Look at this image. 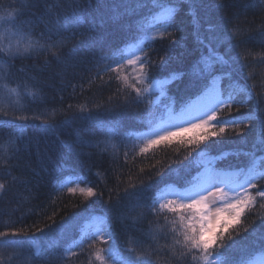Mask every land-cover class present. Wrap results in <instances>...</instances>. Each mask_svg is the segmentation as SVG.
Here are the masks:
<instances>
[{
	"label": "trees",
	"instance_id": "trees-1",
	"mask_svg": "<svg viewBox=\"0 0 264 264\" xmlns=\"http://www.w3.org/2000/svg\"><path fill=\"white\" fill-rule=\"evenodd\" d=\"M85 9L88 19L94 18L98 23L107 21V28L101 24L89 32L92 25L81 15L85 23L77 34L48 38L50 20ZM6 11L27 14L20 21L23 38L9 34L0 40V113H9L7 117L0 115V121L21 116L28 120H15L16 124H26L24 128L0 122V184L4 186L0 188V231L31 233L45 228V232L38 233L35 240L42 245L36 256L26 242L21 246L0 245V264H87L97 250L84 246L78 254L68 257L63 247L74 239V233L67 228L81 224L93 210L104 213L106 207L111 209V230L122 249L135 248L149 264L165 261L185 264V259L176 254L179 246H174L175 225L170 213L161 210L159 215L140 216L142 210L120 207L126 203L122 199L125 189L131 190L132 185H140L142 181L147 183L150 176L185 157L201 159L191 147L179 143V137L153 145L147 152L140 151L146 142L139 139L145 133L139 129L145 113L141 105L138 110L134 103L126 102V97L136 95L131 87L133 83L126 84L128 89L120 83L121 73L115 70L113 61L114 54L123 50L127 40L137 33L126 31L129 19L140 20L142 35L152 20L149 10L144 8L130 16L123 14L122 9L112 11L110 5L96 0H0V14ZM189 11L188 6L178 10L175 17L178 31L165 32L162 25L160 36L140 39L144 52L136 54L141 58L147 55L157 65L167 60L169 78L174 79L171 70L186 69L195 59L197 35L206 36L210 26L218 27L222 35L231 34L219 54L227 53L225 59L229 73L234 75L233 84L244 85V96L255 97L239 112L235 111L239 105H234L232 115L245 116L251 111L247 124L252 127L230 128L225 134L226 142L216 144L208 140L201 147L205 143L211 145L203 159H213L222 151L234 153L226 159H214L213 166L217 169L244 167L249 164V158L235 153L251 151L257 139V102L260 115H264V0H205L204 6L192 10L191 15ZM115 27L121 32L107 35ZM17 45L19 54L11 55L5 50L11 48L15 53ZM39 45L46 47L31 50ZM25 48L29 51L25 52ZM100 56L107 59L101 62L97 59ZM107 64H113V68L107 70ZM160 71L159 67L153 69L155 74ZM175 80L169 89L178 86L179 81ZM90 111L93 119H87ZM45 122L54 127L44 130L41 125ZM241 129L246 133L243 138L237 134ZM53 164L65 171L58 174ZM262 170L258 166L257 171ZM75 179L88 182L97 195L68 193L67 188ZM259 184L264 185V180ZM249 191L255 203L245 210L242 225L249 227L255 222L259 227L260 218L264 217V198L256 195V189ZM73 217L77 218L75 223L62 225V221L69 222ZM21 237L6 239L21 240ZM241 258L245 264H264V250L258 246L249 248L241 253ZM187 264L196 262L188 257Z\"/></svg>",
	"mask_w": 264,
	"mask_h": 264
},
{
	"label": "snow or ice",
	"instance_id": "snow-or-ice-1",
	"mask_svg": "<svg viewBox=\"0 0 264 264\" xmlns=\"http://www.w3.org/2000/svg\"><path fill=\"white\" fill-rule=\"evenodd\" d=\"M96 2L110 5L112 11L122 9L123 14L130 16H135L138 11L147 8L152 15L150 26L162 24L165 32L179 30L175 19L179 14L178 10L188 6L191 15L192 10L205 4V0H96ZM24 7L21 5V8ZM88 7H91L90 2ZM26 14L24 11H6L0 14V27H3L0 40L9 34L23 38L21 31L23 24L20 21ZM81 15H84L85 20L92 25L89 32L95 31L98 25L94 18L88 19L86 9L83 12L73 10L49 21L52 27L48 32V38L67 33L77 34L85 23V20H81ZM141 27L140 20L129 19L126 31L130 34L139 32ZM12 28H16V31L12 32ZM80 34L83 35V33ZM230 39V33L222 35L218 27L211 26L207 29L206 36H196L198 47L195 59L186 69L171 70V75L175 79L187 82L185 95L191 102L182 108L179 115H176L173 109L166 107L168 120L162 121L156 127H151L149 123L147 126L150 130L139 137L142 141H146L140 149L141 152H147L153 145L170 142L173 138L179 137L181 138L179 143L191 147L201 159L185 157L174 166L169 165L165 170L158 171L155 176H150L147 183L142 181L140 185H132L131 190H124L122 199L126 203L120 205L125 210H142L139 212L140 216H144L145 213L159 215L161 210L170 213L174 217L175 225L174 246H179L176 254L185 259V264L188 257H191L196 264H218V262L219 264H245L241 258L243 251L257 246L264 250V217L260 218L259 227L255 222L249 227H243L241 221L245 210L255 203V197L249 189H256V195L264 198V185L259 184V181L264 180V170L257 171L258 166L264 168V115H260L259 102L255 106L259 128L252 150L235 153L248 157V165L217 169L213 166L214 159H226L228 155L234 153L222 151L213 159H203L206 149L211 145L205 143L204 147H201L202 143L208 140H213L216 144L226 142L225 134L230 128L235 130L240 125H245L249 129L252 127L247 124L249 116L253 114L251 111L245 116L232 115L234 105H239L235 108V111L239 112L241 107L249 106L255 97L242 96L244 89H237L233 84V77L228 75L229 67L225 59L227 53L222 55L219 53L222 51L223 44ZM44 47L46 45L34 46L31 50L37 51ZM5 50L11 55L20 53L18 45L15 53L11 48ZM24 51L28 52L29 48H25ZM138 51L144 52V49L139 48ZM114 55L116 58L113 63L116 68L125 63L132 66L139 64L140 71L144 73L137 78L142 82L141 86H136L135 83L131 85L135 91V97H126V102L145 104L150 102L153 94L159 93L161 96L165 94L166 85L170 83L167 78L169 75L167 60H161L157 65L147 55L141 58L136 51H118ZM97 59L104 62L107 57L100 56ZM57 60L62 62L59 58ZM157 67L161 69L159 74L153 72V69ZM106 68L111 70L113 64H107ZM0 115L7 117L9 113L5 111ZM93 118V113L90 111L87 119ZM16 119L26 121L28 117L4 119L0 122L10 127L27 126L16 124ZM67 122L66 120L65 123ZM41 127L47 131L54 125L45 122ZM187 133H194V135L186 136ZM237 134L242 138L246 136L243 129ZM258 153L261 155L258 156ZM53 169L58 174L65 171L58 164H53ZM173 184L178 187H170ZM3 187L0 184V188ZM68 191L75 193L77 188L72 187ZM79 191L87 197L97 195L93 187L80 188ZM110 211V208L104 209L107 219H110ZM76 219L73 217L72 221L61 223L68 226L75 223ZM46 227L50 228L51 225ZM242 227L243 231L240 230ZM44 232L45 228H37L31 233L21 230L0 231V245L21 246L25 241L36 240L37 234ZM8 236H23L24 240H9L6 239ZM97 237L106 243L112 241L108 248L103 249L106 256L97 254L96 259L101 264H149L148 260L140 258L135 248L120 249L111 230L97 227L91 238L95 240ZM36 248L39 249L40 245H36Z\"/></svg>",
	"mask_w": 264,
	"mask_h": 264
},
{
	"label": "bare ground",
	"instance_id": "bare-ground-1",
	"mask_svg": "<svg viewBox=\"0 0 264 264\" xmlns=\"http://www.w3.org/2000/svg\"><path fill=\"white\" fill-rule=\"evenodd\" d=\"M107 22V21H106ZM103 22V23H98L96 22L97 25H101L104 26V28H107V23ZM162 24L152 27L149 26L148 28L144 29V32L142 35L140 30L139 32L136 33V35L133 37H131L130 39L127 40V44L126 46L123 47V50H121L122 52H128V51H136V53H138V49L139 48H144V45H141V43L139 42L140 39H149L152 38L154 36H160V34L162 33ZM121 32L120 29L118 27H115L114 29H111L107 32V35L110 34H116L117 32ZM115 70L118 71L119 73H121L120 75V83H122L126 89H128V86L126 84H130V83H135L136 86H141V81H139L137 78L141 77L144 75V73H142L140 71V66L139 64H137L136 66H132V65H127L126 63L119 67L116 68ZM159 74V73H158ZM228 75H231L234 77L233 73H228ZM170 81V83L168 85H166V91L165 94L163 96H161L159 93H155L150 97V102L149 103H145V104H135L134 108L140 110V105L141 108L144 110L145 113V117L143 119V123H141V125L139 126V129H141L142 133L143 132H147L150 130V128L147 126L149 123L151 124V127H156L158 125H160L162 123V121H167L168 120V115L167 112L165 111L166 107L167 108H171L173 109L174 113L176 115H179L180 111L182 110V108L187 106V103H190L191 100H189L187 98V96L185 95V88H186V81H179V84H177L178 86H175V89H169V86H173L174 83H176L175 78H169V75L167 77ZM125 83V84H124ZM237 89H244V92L241 93L242 96L245 95L246 93V89L243 86L238 87L236 86ZM142 112V111H141ZM143 114V113H142ZM156 122V123H155ZM145 123V125H144ZM144 125V127H143ZM143 127V129H142ZM146 129V130H145ZM133 133H135L133 131ZM187 134H191V133H187ZM194 134V133H193ZM139 135V134H137ZM146 143V142H145ZM74 183H72V185L68 186L69 188L75 187L77 188V191L75 193L69 192L67 188V192L71 193V194H78V196H84L86 197V195H84L83 193H81L79 191L80 188H87V187H91L90 184L88 182L85 181H79L78 179L73 180ZM170 187H178L177 185H170ZM155 190V189H153ZM90 213V212H89ZM73 219H71L72 221ZM109 219H107L105 217L104 213H100L97 212L96 210H93L90 214L89 217H87L85 220H83L80 223H76L74 224V228H67V231L70 233H74V239L71 240L69 243H65L64 244V251L66 253V255L68 257H72L74 254H78L82 249H84L85 247H87V249H92L95 247V249L97 250V254L101 255V256H106L105 252L103 251V249H106L109 247V245L112 243V241H108L107 243L104 240H100L99 237H97L95 240H93L92 234L97 230V227H103L106 230H111V226H110ZM113 236L115 237V242L118 245V247L120 249L121 248V243L119 242V240L116 238V233L114 231H112ZM38 236V234H37ZM39 238V236H38ZM105 239H107L105 237ZM21 240H24V237H21ZM26 243L30 244L31 247V251H33V254L37 255L38 252L41 250L42 245L40 243H36L35 240L28 242L25 241ZM36 245H40V248L37 249ZM85 246V247H84ZM255 253H258L257 251H255ZM97 254L94 256L93 259L91 260H87V264H101V262L99 260L96 259ZM32 255V254H31ZM35 255V256H36ZM258 255V254H257ZM32 257V256H31ZM145 259V258H143ZM49 263V262H47ZM164 264H170L167 261L164 262Z\"/></svg>",
	"mask_w": 264,
	"mask_h": 264
},
{
	"label": "rangeland",
	"instance_id": "rangeland-1",
	"mask_svg": "<svg viewBox=\"0 0 264 264\" xmlns=\"http://www.w3.org/2000/svg\"><path fill=\"white\" fill-rule=\"evenodd\" d=\"M199 131V130H198Z\"/></svg>",
	"mask_w": 264,
	"mask_h": 264
}]
</instances>
